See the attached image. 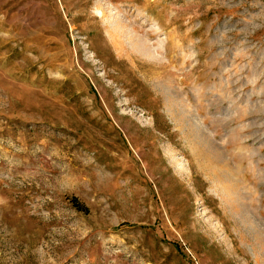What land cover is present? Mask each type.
Segmentation results:
<instances>
[{
    "label": "rangeland",
    "instance_id": "374dc122",
    "mask_svg": "<svg viewBox=\"0 0 264 264\" xmlns=\"http://www.w3.org/2000/svg\"><path fill=\"white\" fill-rule=\"evenodd\" d=\"M0 264H264V0H0Z\"/></svg>",
    "mask_w": 264,
    "mask_h": 264
}]
</instances>
